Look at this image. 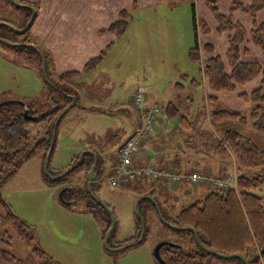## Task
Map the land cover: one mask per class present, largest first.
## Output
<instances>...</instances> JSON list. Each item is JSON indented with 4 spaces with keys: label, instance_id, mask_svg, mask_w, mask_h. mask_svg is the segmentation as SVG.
Segmentation results:
<instances>
[{
    "label": "rangeland",
    "instance_id": "374dc122",
    "mask_svg": "<svg viewBox=\"0 0 264 264\" xmlns=\"http://www.w3.org/2000/svg\"><path fill=\"white\" fill-rule=\"evenodd\" d=\"M30 10L25 7L18 9V5L13 2L0 0V35L12 37L19 42L22 41L24 34L19 30L26 26V16ZM263 11H260L258 16L262 15ZM192 15L191 10L190 17L183 26L185 40L189 41H192L195 31ZM136 19L142 28L141 37L138 38L132 33V35H127L125 37L127 39L122 40L121 43L107 47L106 57L100 63L97 71L85 75L81 80V88H78L79 98L63 116L57 129V140L50 164L51 170L63 169L76 156L86 150L95 151L100 156L102 171L99 177L97 174L98 183L95 184L93 190L96 196L102 202L109 204L114 211L116 226L112 243L123 241L134 235L136 231V202L145 189L136 186L132 181L125 183V177L122 178L121 186L114 188L111 186L110 180L113 168L119 164L117 147L136 131L135 128L141 121V118L140 121L138 120L141 112L133 103V96L138 90L145 91L150 101L157 102L161 107H166L168 101H173L177 104L181 115L202 110V114L198 117H205L200 129L203 133H198L196 124L193 129L183 127L180 132L182 124L179 126V122L181 119L179 117L169 119V124L164 127L167 134H170L166 137L169 141L166 149L171 150L170 160L166 166L169 169L181 172L179 166L183 168V165L178 152L182 145L184 148H193L190 145L192 139L196 144L202 143L200 146L203 149H206L212 142L218 145L221 141L216 132L213 133L212 129L214 130V128L206 117L205 111L208 109H210L211 115L220 109L230 108L232 111L240 112L248 117L249 120L246 124L236 119L224 121L227 123L225 131L229 128L239 130L264 148V135L260 133L256 135L253 129L250 118L251 110L228 103L223 105L220 101L218 102L219 107L214 109L216 102L210 101L208 96L207 100L210 103L206 105L205 97L198 88H195L197 90L192 89L191 95H193L194 101L191 105L186 103V97L190 96L189 93H175L176 83L186 84L189 82L188 79L180 76L183 72L178 69L179 67H189L191 64L188 50L184 51L181 48L179 57L175 60H169L170 56L167 54L165 56L164 53L162 56L166 57V60L163 58L162 61H159V53L155 50L158 48L155 47L153 49L155 52L152 53L151 50L146 49L145 42L152 39L156 44H160V41L164 44L165 40L162 38L166 34H170L171 30L167 28L159 30L155 23L153 28L148 30L147 18H142V15L137 14ZM60 27L62 31H67L69 28L67 24H63L57 29ZM29 35L31 39L33 37V40L41 38L40 35L32 36V33ZM173 39L175 40L174 44H183L182 36L173 34ZM38 43L39 46L35 45L38 49L47 51L46 44L40 43L39 40ZM191 43L192 46L195 44V38ZM161 49L164 52L165 45H161ZM34 60V56L19 53L13 43L0 37V104H4L2 108L6 117H11L9 111L21 113L35 110L44 113L54 106L67 105L65 107L67 108L72 104V101L68 103L66 95L58 90L52 91L45 81V79L48 80V77H45L44 72L43 75H40ZM197 66L194 64L195 77L199 79L200 71ZM61 73L59 65H55L54 56L49 54L48 74L50 78L57 80ZM191 80L192 77H190ZM189 118L191 121L192 117ZM213 125L215 128L220 126L214 120ZM205 128L208 131V138L204 132ZM50 130L51 123L48 121H42L29 128L28 140L33 144L32 150L28 155L23 156L22 162L13 174L0 181V213L6 214L9 210H13L32 225L35 245L48 253L57 264H161L155 256V248L161 241H166L167 237L177 241H184L183 239L186 237L189 241L188 235L181 237L165 229V224L158 221L157 214L151 206L154 202L145 199L142 201L140 211L143 217L147 218L149 232L146 240L140 245L123 250L107 249L104 230L109 224L108 216L100 211H91L86 198H81L70 205H66L60 199L61 192L69 184L82 185L87 182L84 167L80 166L74 169L71 175L67 176L60 184H50L43 178L45 146L36 147L35 144L45 145V139ZM204 142L206 144H203ZM256 172L257 170L255 173L250 172L249 174L255 175ZM233 178L235 177L233 176ZM189 182V188L194 189L186 191L188 193H182L183 190L181 191V187H179L180 181H161L159 186L156 185V188L154 186L156 182L153 181L148 190L153 191L154 188L155 196L161 202L162 209L167 216H176L181 209L199 199H204L208 193L205 189L202 191V196L199 195L200 193L195 194L197 186L204 184V181L194 183L190 180ZM136 187L142 189L138 191ZM207 191L209 190L207 189ZM261 193L264 195V187L261 189ZM65 196L69 201L75 200L69 193H66ZM9 249L17 256L24 257L29 254L31 247L14 238ZM210 260L211 264H245L239 258L212 256Z\"/></svg>",
    "mask_w": 264,
    "mask_h": 264
},
{
    "label": "trees",
    "instance_id": "16d2710c",
    "mask_svg": "<svg viewBox=\"0 0 264 264\" xmlns=\"http://www.w3.org/2000/svg\"><path fill=\"white\" fill-rule=\"evenodd\" d=\"M8 1L11 2V0ZM16 1L21 4H30L36 10L38 9L36 3H30L26 0ZM133 1L136 2L137 0ZM186 1H189L192 6L195 30V44L189 49L188 56L194 64L198 65L199 71L201 73L203 72L206 76L209 88L212 91L211 95H209L210 100L216 99L215 94L217 93L236 92L240 86L248 85L260 79V84L257 88L250 92L241 93L240 97L244 101L251 103L250 118L253 129L264 135V64L256 59H245L248 52L247 43L254 44L264 53V22L255 20L254 27L248 29L245 24L234 20L232 16L237 11L251 14L255 17L260 11L264 10V0H251V3H246L243 0ZM196 1L203 2L208 7L218 24L217 32L219 34H227L228 48L226 50V58L216 52V47L212 43L203 44V48L200 46ZM223 1L233 3L231 14H226L220 9V3ZM20 7L22 6L18 5V9ZM32 14L33 11L30 10L26 16L27 23ZM130 17H132L130 11L124 9L120 17L108 29L117 37L124 36ZM201 24L202 32L204 34L208 33L210 31L209 25L204 20L201 21ZM31 29L32 26L24 33L23 40L20 41L24 43L23 45H14L16 51L27 56H34L35 66L40 71V75H43V54L48 77V80L45 79L47 85L51 87L53 92L58 90L60 93L66 95L68 97V103L72 101V96H76L78 99L80 95L78 88L81 86L80 83L84 74L96 70L105 59L107 51L103 50L99 55L91 58L82 70L66 71L61 73L57 80L51 79L48 74L49 53L41 51V54L34 46L30 45V43L32 44L29 35ZM0 36L11 43H20L12 37ZM191 82L196 83V85L199 84L196 78H193ZM178 84L182 85V83ZM3 106L4 104H0V181L13 174L22 162L23 156L30 153L33 144L28 140L29 128L42 121L51 123V130L47 133L45 145L40 143L35 144L36 147L45 146V166L46 157L51 147L54 122L67 105L54 106L44 113L35 110L21 113L9 111L11 117L5 116ZM164 110L171 118L179 116V108L173 102L168 103ZM182 118L185 119V117ZM212 118L215 122L236 119L243 124H246L249 120L248 117L242 115L240 112H234L228 109L213 112ZM218 147L229 149L235 157L238 170L237 186L230 188L216 187V189L209 191L204 199L198 200L181 209L176 216L165 215L160 206L163 218L169 224L179 228L190 227L196 229L200 240L197 241L192 230L171 228L165 224L164 228L174 234H178L181 237H185L186 235L190 237L189 241L186 237L183 239L184 241H177L168 237L165 238L169 243L161 247L160 254L166 260L167 264H211L210 258L212 256L223 258L217 254H240L246 256L250 264H264V255L261 254L264 246V195L261 193V189L264 187V148L257 145L250 137L233 128L226 130L224 138L219 142ZM96 156L98 158L97 174L99 177L102 171V167L100 166L102 159L97 153ZM78 157L79 155L63 169L51 170L49 167V172L53 175L62 174L70 166L75 164ZM93 161L94 155L88 154L80 166H83L87 173L91 169ZM44 166L42 171L43 178L50 184L62 183L74 171L63 175L59 179L53 180L45 172ZM157 170L179 175L185 174L167 168ZM256 170L255 175L249 174L250 172L255 173ZM143 177L132 181L136 186L145 188L140 194L141 197L149 192L146 191L148 187L146 183H143L145 182ZM146 178L151 181L154 179L150 176H146ZM162 178L170 182L168 179ZM184 180L182 179L181 181ZM96 183L98 182L95 181L93 183V187ZM138 187H136L138 191L142 189ZM76 190L78 191L77 194ZM66 193L71 194L72 198L75 199L71 200L72 203L81 198H86L91 211H100L108 216L109 224L104 230L105 239L112 224L111 216L109 211L91 196L87 182L82 185L69 184L63 193L65 199ZM141 204L142 202L140 206ZM107 205L110 206L109 204ZM159 205L161 204L159 203ZM151 206H153L157 214L158 221L162 222L156 204L152 203ZM146 221L147 218L145 217ZM0 222L2 226L0 228V264H57L48 253L35 245V236L33 235L34 227L18 216L13 210H9L6 214L0 213ZM141 225V218L136 215V231L134 235L123 241L112 243V233L109 243L110 246L120 247L137 240L140 236ZM148 232L146 223L143 242L146 240ZM14 238L21 240L24 244L31 247L28 255L19 257L9 249ZM212 251L215 253H212Z\"/></svg>",
    "mask_w": 264,
    "mask_h": 264
},
{
    "label": "crops",
    "instance_id": "0c3cea01",
    "mask_svg": "<svg viewBox=\"0 0 264 264\" xmlns=\"http://www.w3.org/2000/svg\"><path fill=\"white\" fill-rule=\"evenodd\" d=\"M30 3H36L38 6L37 16L32 25L31 33L32 36L34 34L40 35V37L33 40L32 44L39 46L38 40L42 44H46L47 53L52 54L54 56L55 65L58 66L62 70V73L71 70H82L85 64L93 57L99 55L103 50H106L107 47H112L113 45H117L121 43L122 40H126L127 35L134 33L137 35L136 37H141V30L138 19H136L137 14L142 18H147V23L149 24L148 30L152 29L154 23L159 30H164L165 28L170 29L171 33L166 34L163 40H165L164 44L160 41V44H156L154 40H147L145 42V47L148 51L154 53L155 49L159 53L158 60L162 61L163 58L166 60V57H163L162 54L166 56L169 55V60H175L179 57V50H188L192 47V43L194 40V33L192 35V41L185 40V31L183 26L185 22L188 21V17H190V12L192 10V6L189 1L186 0H137L134 2L133 0H26ZM246 3H251V0H243ZM188 3V4H187ZM232 2L223 1L220 3V9L224 11L226 14H231ZM191 7V8H190ZM30 9V8H29ZM127 9L130 11L132 17L129 19L128 27L126 33L122 37H117L112 31L108 28L109 26L115 22L119 17L121 12ZM196 11H197V26H198V37L199 44L203 48V44L212 43L216 47V52L226 58V50L228 48V36L227 34H219L217 32L218 24L212 16L208 7L203 3L196 1ZM255 17L251 14L234 12L233 18L235 17L236 21H239L248 29L254 27V22L257 20L258 22H264V11L263 14ZM193 17V15H192ZM201 19L205 21L206 24L209 25L210 31L206 34L202 32V24ZM151 22V23H150ZM63 24H67L69 28L67 31H62L61 27L57 29L59 26ZM147 25L145 26L146 29ZM158 30V34H159ZM137 31V33H135ZM65 32V34H64ZM139 33V34H138ZM173 34L176 36H182L183 44L175 43L173 39ZM31 35V34H30ZM163 37V35H162ZM166 38V39H165ZM159 43V42H158ZM39 44V45H38ZM161 45H165V51L162 52ZM248 52L245 56L247 60H259L264 64V53L257 48L252 43H247ZM51 52V53H50ZM142 55V52L140 53ZM204 56V54H203ZM205 57V56H204ZM190 60V58H189ZM189 67L186 68H178L183 72L180 76L188 79V83L186 84H177L175 93H189L190 96L186 97V103L192 104L194 101L193 95L191 92L197 90H201L202 95L205 97L206 105L210 103V101H215V108L219 107V101L225 105L224 103H228L231 105H236L240 108H246L247 110H251V103L244 101L240 95L243 92H250L253 89L257 88L260 84V79L255 80L254 82L240 86L236 92L227 93H217L215 94L216 99L208 101L207 98L211 95L212 91L209 88L208 80L203 72H200V77L198 79L199 84L192 83L190 81V77H195V67L193 62L190 60ZM99 67V66H98ZM198 67V66H197ZM98 69V68H97ZM94 70L91 73L84 74H92L95 73ZM199 70V68H198ZM83 76V78H84ZM82 78V79H83ZM197 79V78H196ZM81 88V86H80ZM145 92V91H144ZM148 98V94L145 93ZM149 102L150 99L148 98ZM173 101H168V103ZM176 106L177 104L173 102ZM200 105V103H199ZM198 106V105H197ZM178 107V106H177ZM163 108V113L158 117L155 128L152 131L151 136L142 141L140 143V153L136 159L137 163L140 165H149L150 167L157 169L167 168V162L170 160V151L167 150L168 142L166 137L170 135L167 134L164 129L170 122V118L166 112L165 107ZM231 110L230 108H227ZM221 110V109H220ZM206 117L210 123V125L214 128L212 129L213 133L216 132L217 136L222 140L225 135V126L227 123L225 122H216L219 124V128H215L213 125V118L211 115L210 109L205 111ZM202 114V110L189 112L187 114L181 115L179 112V118L181 121L179 122V126L182 124V128H180V132H182L183 127L193 129L194 124L198 127V133L201 132V127L204 123L205 117L199 118L198 115ZM195 116V117H194ZM142 117V113L140 114L138 120ZM176 117V118H178ZM182 117H185L183 119ZM192 120L190 121V118ZM141 125V121L136 126L135 130ZM178 126V125H177ZM176 126V127H177ZM175 127V128H176ZM210 128V127H209ZM134 130V131H135ZM133 131V132H134ZM222 131V132H221ZM255 131V130H254ZM204 132L208 136V131L205 128ZM203 133V131L201 132ZM258 135V132H256ZM133 134V133H132ZM131 134V135H132ZM172 134V133H171ZM217 141V140H216ZM200 144H196L194 139L190 143L193 148L189 147H180L179 156L181 157V164L183 168L179 166V170L181 173L188 172H200L206 173L213 178H224L226 176H234L237 178L238 170L236 165V160L234 155L229 149L219 148L218 145L213 142L211 145H208L206 149H203ZM203 144H206L205 142ZM120 146V145H119ZM186 146V145H185ZM172 148V147H171ZM192 151V152H191ZM166 161V162H165ZM170 166V164H169ZM143 179H147L146 177ZM148 180V179H147ZM186 181H181L179 183V187H181L182 193H188L186 191L193 190L194 188H189L190 180L185 179ZM153 181L156 182L154 185L159 186L161 181H166L165 179H152V182H145L147 187L150 188L153 184ZM141 183V182H139ZM138 183V184H139ZM204 184H199L195 189V194L200 193L202 196L206 189V192L211 191L212 189H216V186L212 181L203 182ZM214 187H213V186ZM212 186V188H211ZM148 188L146 191H149ZM153 188V187H152ZM177 189V188H176ZM207 189L209 191H207ZM152 191L147 192L143 196L144 199H148L147 196H152L157 203L161 204V202L155 196V191L153 188ZM143 199V200H144ZM150 200V199H149ZM201 200V199H199ZM162 205V204H161ZM160 205V206H161ZM162 207V206H161ZM165 214V213H164ZM166 215V214H165Z\"/></svg>",
    "mask_w": 264,
    "mask_h": 264
},
{
    "label": "built area",
    "instance_id": "2783aa9c",
    "mask_svg": "<svg viewBox=\"0 0 264 264\" xmlns=\"http://www.w3.org/2000/svg\"><path fill=\"white\" fill-rule=\"evenodd\" d=\"M133 103L142 113L141 125L121 146L118 147L119 164L113 168V172L110 174L112 187L121 186L123 183V177H125V183H127L143 176H150L154 179L164 177L170 182H181L182 179H189L194 183L213 181L214 185L218 188L237 186V179L232 176H227L223 179H216L210 177L208 174H200L199 172L179 175L159 171L147 165L138 164L136 159L141 150L140 143L151 136L158 117L163 113V109L157 102H149L147 95L143 90H138L134 94Z\"/></svg>",
    "mask_w": 264,
    "mask_h": 264
},
{
    "label": "water",
    "instance_id": "95a60500",
    "mask_svg": "<svg viewBox=\"0 0 264 264\" xmlns=\"http://www.w3.org/2000/svg\"><path fill=\"white\" fill-rule=\"evenodd\" d=\"M11 2H13L14 4L16 5H21L22 7H27V8H30L32 11H33V14L29 20V22L27 23V25L23 28V29H20V33L24 34L25 32H27L31 26L33 25L35 19H36V16H37V10L34 8V6L30 5V4H21V3H18L16 0H11ZM32 46H34L35 48H37L34 44H30ZM37 50L42 54L41 50L37 48ZM43 56V72H44V75L45 77H47V74H46V62L44 60V55L42 54ZM72 104H70L67 108H65L60 114L59 116L57 117L55 123H54V132L52 134V142H51V147L49 149V152L47 154V157H46V161H45V166H44V170L45 172L50 176L51 179L53 180H56V179H59L60 177H62L63 175L73 171L74 169H76L77 167H79L83 161V159L85 158V156L90 152L94 155V164L92 166V169L90 170L89 174L87 175V180H88V183H87V186H88V190L91 194V196L97 201L99 202L102 206H104L108 211H109V214L111 216V220H112V224H111V227L109 229V231L107 232L106 234V237H105V246L107 247V249L109 250H112V251H117V250H123V249H127V248H130V247H133V246H137V245H140L143 240H144V237H145V218L143 217L141 211H140V203L143 201V199L145 198V196H142L140 198H138L137 202H136V215L139 216L141 218V221H142V225H141V234H140V237L138 240L136 241H133V242H130L128 244H125L123 246H120V247H111L110 246V238H111V235H112V232L114 231L115 229V226H116V220H115V214H114V211L110 208V206H108L106 203L102 202L100 200V198H98V196H96V194L94 193V190H93V183L95 181H97V173H96V166H97V156H96V153L95 152H92L90 150H86V151H83L80 155H79V158L78 160L75 162V164H73L72 166H70L65 172H63L62 174L60 175H53L49 172V167H50V164H51V160H52V155L54 153V149H55V145H56V140H57V129L59 127V123L61 121V119L63 118V116L67 113L68 110H70L74 105L75 103L77 102V97L76 96H72ZM65 190V189H64ZM64 190L61 192L60 194V199L62 202H64L66 205H70L72 202L71 201H68L66 200L64 197H63V193H64ZM148 199L152 200L154 202V204H156L157 206V210H158V213H159V216H160V219L162 220V222L164 224H166L167 226L171 227V228H177V229H183V230H192L196 236V239L197 241H200L199 240V237H198V232L196 229L194 228H179V227H176L172 224H169L164 218H163V215H162V212H161V208H160V205L157 203V201L152 197V196H147ZM169 242L168 241H161L155 248V256L157 258V260L161 263V264H167L166 260L161 256L160 254V249L162 246H164L165 244H168ZM211 251V250H209ZM212 253H215L212 251ZM261 254L264 255V246L261 250ZM219 256H222L223 258H239L241 259L245 264H250L249 263V259L246 257V256H243V255H240V254H227V255H220V254H217Z\"/></svg>",
    "mask_w": 264,
    "mask_h": 264
},
{
    "label": "flooded vegetation",
    "instance_id": "af4514ba",
    "mask_svg": "<svg viewBox=\"0 0 264 264\" xmlns=\"http://www.w3.org/2000/svg\"><path fill=\"white\" fill-rule=\"evenodd\" d=\"M1 37V36H0ZM3 40H5V41H8L7 39H5L4 37H1ZM8 42H10V41H8ZM14 45H23L24 43L23 42H20V43H13ZM89 155H92L90 152L88 153ZM87 154V155H88ZM86 157V156H85ZM79 158V157H78ZM78 160V159H77ZM93 164H94V161H93ZM93 164H92V166H93ZM98 167V158H97V166H96V173H97V168ZM91 169H92V167H91ZM90 169V170H91ZM90 170L89 171H87V173H86V179H87V175L89 174V172H90ZM87 183H88V180H87ZM145 218V217H144ZM145 229H146V222H145ZM115 230V229H114ZM109 231V230H108ZM146 231V230H145ZM113 233V232H112ZM140 234H141V232H140ZM140 237V236H139ZM139 239V238H138ZM137 239V240H138ZM136 241V240H135ZM116 248V247H115Z\"/></svg>",
    "mask_w": 264,
    "mask_h": 264
}]
</instances>
